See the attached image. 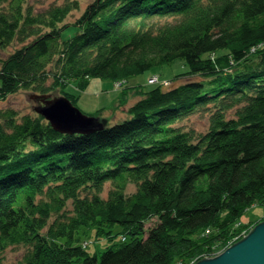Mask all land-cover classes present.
Here are the masks:
<instances>
[{
  "label": "trees",
  "instance_id": "1",
  "mask_svg": "<svg viewBox=\"0 0 264 264\" xmlns=\"http://www.w3.org/2000/svg\"><path fill=\"white\" fill-rule=\"evenodd\" d=\"M24 1L0 0V49L17 45L0 58V99L58 89L75 105L71 84L121 82L176 58L188 70L175 80L202 79L142 91L120 120L99 109L91 134L0 110V264L19 243L24 264H190L259 222L240 218L264 205V0H91L71 23L76 0L40 12ZM199 109L207 130L175 125ZM81 227L112 243L90 254Z\"/></svg>",
  "mask_w": 264,
  "mask_h": 264
},
{
  "label": "rangeland",
  "instance_id": "2",
  "mask_svg": "<svg viewBox=\"0 0 264 264\" xmlns=\"http://www.w3.org/2000/svg\"><path fill=\"white\" fill-rule=\"evenodd\" d=\"M72 0H25L23 2V7H31L34 12H40L44 9L60 5L63 3H67ZM78 2L79 8L74 9L63 21V23H71L75 21L77 17L81 15L84 11L85 7L91 0H76ZM72 30L65 31L69 34ZM17 45L13 43L11 46L7 48L0 49V58H4L7 56L10 51L13 50ZM54 62L48 65L47 70L54 69ZM188 70V67L185 61L182 58H176L170 63H163L161 65H157L152 67L151 69L142 72L137 75L130 76L128 79H124L123 81H111L109 79H101V78H91V84H88L84 90H79L74 85L68 86L69 92H74L78 94L75 100V106L78 107L83 113L91 116L97 115V110L103 109L101 111V117L107 119L109 122H113L114 116H118L119 120L126 117V110L128 108V101L126 100L128 97V90L138 89L146 91L155 87L158 83H151L149 78L159 77V80L162 82H170L171 86L179 85L189 79H202L199 75L192 76H180L178 80H175V76L181 73H184ZM51 71V70H50ZM150 76V77H149ZM89 80V82H90ZM128 80V83H126ZM173 80V81H172ZM147 81V83H146ZM51 82V79L47 81V84ZM168 87V86H167ZM125 88V89H124ZM35 94L30 90H19L12 94H8L5 98L0 99V110L12 109L16 113L17 118H20L24 114L33 115L36 113L34 108L39 105L38 100H34L32 95ZM54 96H59V91H52ZM50 97H52L49 94ZM142 96V94H141ZM140 97V96H139ZM126 103V104H125ZM208 109H212L209 107ZM207 110V109H206ZM205 109H199L194 113L189 114L188 116L179 120L175 125L180 126L185 130H193L195 135H198L201 132H204L208 128L209 124V116L208 112ZM103 113V114H102ZM110 182H105L103 186V191L100 193V196L105 198L107 196V191L110 189ZM136 190V186L134 184H127L126 193L131 194ZM85 194V191L82 192ZM65 210L69 214H72V201L68 200L66 203ZM54 219V216L50 219V222ZM260 219V220H259ZM264 220V205H253L248 210H246L240 218L242 223H248L250 221ZM157 222L156 218L150 219L146 224V235L147 230L153 226ZM258 223V222H257ZM256 223V224H257ZM254 224V225H256ZM250 226L248 229L241 232V237H244L253 227ZM121 227L119 224H115L111 227V234L114 235L113 240L117 241L121 238L120 232ZM77 235L80 237L79 243L85 247V249L90 253L94 254L96 252H101L106 246L111 244L112 242L107 238V235L95 233V227H81L78 230ZM237 241V240H236ZM234 241V242H236ZM233 242V243H234ZM231 243V244H233ZM30 246L24 243L13 244L6 247L1 253V259L3 263L8 264H24L23 258L25 253L29 250ZM225 249H222L218 252L212 254L203 253L199 258L204 257H214ZM198 259V260H199ZM197 258L190 262V264H194L197 261Z\"/></svg>",
  "mask_w": 264,
  "mask_h": 264
},
{
  "label": "water",
  "instance_id": "3",
  "mask_svg": "<svg viewBox=\"0 0 264 264\" xmlns=\"http://www.w3.org/2000/svg\"><path fill=\"white\" fill-rule=\"evenodd\" d=\"M32 98L39 101L34 110L60 133L91 134L103 128L100 118L83 113L65 96L33 94ZM194 264H264V220L220 254Z\"/></svg>",
  "mask_w": 264,
  "mask_h": 264
},
{
  "label": "crops",
  "instance_id": "4",
  "mask_svg": "<svg viewBox=\"0 0 264 264\" xmlns=\"http://www.w3.org/2000/svg\"><path fill=\"white\" fill-rule=\"evenodd\" d=\"M92 83V81L90 80V82H89V84H91ZM126 83H128V80H126ZM146 83H147V81H146ZM148 84V83H147ZM125 89V88H124ZM144 90V89H143ZM143 90H140V88H138V89H133V90H128L127 91V93H128V97H127V99L126 100H129L128 101V105L129 106H131L134 102H136L140 97H141V93H142V91ZM140 96V97H139ZM126 104V103H125ZM128 106V107H129ZM125 110H127V109H125ZM103 114V113H102ZM102 117H103V115H102ZM114 119H111V120H113V121H116V120H119L118 118V116L116 115V116H114L113 117Z\"/></svg>",
  "mask_w": 264,
  "mask_h": 264
},
{
  "label": "built area",
  "instance_id": "5",
  "mask_svg": "<svg viewBox=\"0 0 264 264\" xmlns=\"http://www.w3.org/2000/svg\"><path fill=\"white\" fill-rule=\"evenodd\" d=\"M149 81H150L151 83L167 84V82H162V81H160L157 77L149 78ZM207 232H208V231H207Z\"/></svg>",
  "mask_w": 264,
  "mask_h": 264
}]
</instances>
